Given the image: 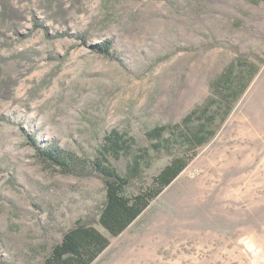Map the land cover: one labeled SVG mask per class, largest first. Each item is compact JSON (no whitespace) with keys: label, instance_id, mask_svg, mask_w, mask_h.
<instances>
[{"label":"rangeland","instance_id":"374dc122","mask_svg":"<svg viewBox=\"0 0 264 264\" xmlns=\"http://www.w3.org/2000/svg\"><path fill=\"white\" fill-rule=\"evenodd\" d=\"M11 2L26 20L0 17L2 77L18 81L11 99L0 97V264H42L106 195L96 175L64 174L37 157L27 135L92 171L113 130L148 147V131L208 104L239 52L259 70L215 137L121 234L98 225L110 243L92 264H264V0ZM35 19L68 35L49 38ZM106 40L112 57L92 47ZM171 159L155 157L131 191ZM128 161L110 158L122 173Z\"/></svg>","mask_w":264,"mask_h":264},{"label":"trees","instance_id":"16d2710c","mask_svg":"<svg viewBox=\"0 0 264 264\" xmlns=\"http://www.w3.org/2000/svg\"><path fill=\"white\" fill-rule=\"evenodd\" d=\"M0 6L3 22L7 21L18 27L26 20L25 13L11 0H0ZM57 11L62 12L64 18L69 12L62 3L58 5ZM65 21L68 22V19ZM240 24L237 22L236 26ZM35 28L44 29L49 38L68 35V32L51 35L38 19H35ZM77 38L85 39L86 33L78 34ZM92 47L106 57L113 56L111 40ZM257 59L260 64L264 63L260 57L257 56ZM258 70L259 65L251 61V55L239 52L236 62L228 66L213 82L214 94L208 104L194 109L184 117L182 123L158 125L148 131L147 137L151 140L148 147L134 149L137 143L133 137L126 132L113 130L106 135L101 157L93 162L92 171L80 170L77 157L57 143L43 146L36 136L27 135L36 156L41 160L49 162L64 174L96 175L102 179L106 188L104 202L98 207L97 213L77 219L74 226L52 246L42 264H92L110 243L109 237L98 225L113 236L127 229L185 169L191 158L189 152L215 137L220 125L227 119ZM2 76L3 69L0 65V97L11 99L18 81L10 76ZM0 119L4 120L5 117ZM161 153L171 155V161L153 177L150 184L131 191L133 184L143 177L144 171L152 167L155 157ZM124 155L129 161L126 172L122 173L110 163V158Z\"/></svg>","mask_w":264,"mask_h":264}]
</instances>
